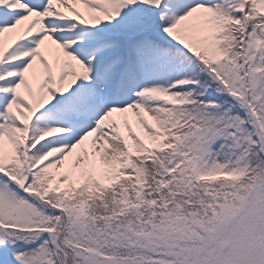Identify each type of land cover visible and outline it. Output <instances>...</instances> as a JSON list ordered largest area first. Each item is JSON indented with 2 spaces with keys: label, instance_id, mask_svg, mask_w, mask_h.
Here are the masks:
<instances>
[{
  "label": "snow or ice",
  "instance_id": "1",
  "mask_svg": "<svg viewBox=\"0 0 264 264\" xmlns=\"http://www.w3.org/2000/svg\"><path fill=\"white\" fill-rule=\"evenodd\" d=\"M0 264H264V0H0Z\"/></svg>",
  "mask_w": 264,
  "mask_h": 264
}]
</instances>
